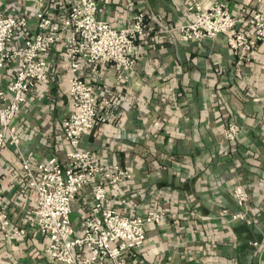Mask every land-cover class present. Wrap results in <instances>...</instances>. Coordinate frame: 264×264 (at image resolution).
I'll use <instances>...</instances> for the list:
<instances>
[{"label": "crops", "instance_id": "obj_1", "mask_svg": "<svg viewBox=\"0 0 264 264\" xmlns=\"http://www.w3.org/2000/svg\"><path fill=\"white\" fill-rule=\"evenodd\" d=\"M218 1L234 17L264 6V0ZM0 6L10 15L64 14L60 0H0ZM99 6L117 29L139 11L160 14L169 26L191 20L186 0H108ZM25 35L19 30L11 47H20ZM136 53L127 80L107 65L97 78L85 76L107 121L80 139V148L105 170L117 166L132 176L107 187L110 208L128 218L165 213L161 224L146 227V241L128 264H264V42L239 59L223 35L187 43L155 35L140 42ZM11 73L1 71L0 86ZM52 76V85L36 84L16 115L19 148L33 154V168L49 157L65 162L72 149L62 133V120L71 113L63 57ZM229 125L240 134L225 147L222 133ZM238 184L249 195V220L218 218L223 209L240 211L233 197ZM0 186L9 229L26 230L15 241L0 232V264H52L43 254L49 240L34 230L29 215L37 195L8 145L0 155ZM92 191L87 187L72 203L76 227L88 216Z\"/></svg>", "mask_w": 264, "mask_h": 264}, {"label": "built area", "instance_id": "obj_2", "mask_svg": "<svg viewBox=\"0 0 264 264\" xmlns=\"http://www.w3.org/2000/svg\"><path fill=\"white\" fill-rule=\"evenodd\" d=\"M60 1L64 10L60 19H52L49 10L10 15L0 6V73L12 71L8 84L0 86V155L6 145L18 153L27 183L37 195L29 215L34 230L49 240L43 254L52 264H128L146 241V227L161 224L165 213L152 210L128 218L108 206L107 187L132 176L117 166L105 170L80 148L81 137L107 121L100 111L95 86L85 76L97 78L99 67L107 65L117 72L118 79L127 80L137 64L140 42L155 35L174 43L203 42L223 35L232 54L244 59V54L264 42V6L248 16L234 17L218 0H186L191 17L187 23L169 26L162 15L139 11L126 27L117 29L101 17L99 3L108 0ZM19 30L26 34L23 42L20 47H11ZM60 57L66 63L71 106V113L62 120V133L72 149L65 162L49 157L33 168V154H24L19 148L16 115L24 109L36 84H53L52 68ZM239 134V127L229 125L223 129L222 144L226 147L235 142ZM89 186L93 191L88 216L76 227L72 203ZM233 197L240 211L223 209L218 218L248 221L247 191L238 184ZM9 226L8 214L0 209V232L6 240L15 241L26 233Z\"/></svg>", "mask_w": 264, "mask_h": 264}]
</instances>
